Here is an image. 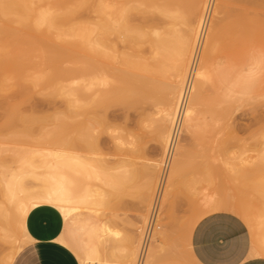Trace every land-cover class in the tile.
I'll list each match as a JSON object with an SVG mask.
<instances>
[{
	"label": "rangeland",
	"instance_id": "obj_1",
	"mask_svg": "<svg viewBox=\"0 0 264 264\" xmlns=\"http://www.w3.org/2000/svg\"><path fill=\"white\" fill-rule=\"evenodd\" d=\"M6 1L8 5L6 2L4 5L7 7L5 6L4 9L3 6L4 10H0V42L11 46V56L14 59L23 56L24 67L19 70L11 68L12 85L1 99L3 107L0 108V174L14 171L18 173V176H22V183L27 189L39 190L42 185L41 177L47 176L50 172L48 163L55 160L57 154L79 153L92 160L94 164L92 176L84 179L82 184L94 193H101L103 197L99 200L97 194L95 196L94 202L96 205H102V210L105 211L104 213L95 212V216L121 232L118 238L110 237L101 243L99 252L102 262L96 264H116L117 262L114 263V261L138 264L139 258L143 257L140 256L142 244L152 241L148 240L150 234L147 233V223L149 224L158 192L165 191L164 194L162 193L164 197L154 226L155 236L159 240L153 252L155 263L160 257L157 264H196L195 257L190 252L186 241L191 221L197 214L201 220L209 214L224 212L218 210L201 216L200 209L210 210V208L204 209V201L201 202L204 197L206 198L204 200L213 199L229 208L233 198L245 196L253 203L260 202L259 208L264 209L262 206L264 205V188L259 189L255 186L259 184L258 177L264 181V169L249 171L254 168L253 165L249 169L240 164L246 158L249 160L253 158V161L258 162V153L264 151V7L260 5L261 0L231 2L223 7L218 19L215 20L217 23L221 20L222 26L219 29L214 59L217 69L220 72L224 71L223 84L234 93L232 96H226L222 89L223 85L219 84L217 79L216 82L212 79L206 82L204 105H209L201 107L200 116L201 122H204L203 120L206 122L202 124V130L199 133L189 134L184 131L179 142V146H187L185 162L189 161V165L185 164V174L178 189L176 186L174 188L170 186V174L174 161L168 170L169 159L167 164L164 163L167 147L160 135L162 132L159 129V118L166 106L162 96L165 88L169 84L173 90L178 75H183L179 65L181 62L176 64V60L170 57L168 60L163 59L160 63L155 62V71L150 74V83L153 82L151 85L154 86L152 88L148 86L150 89L144 88L145 91L147 90L142 92L144 95L147 93L145 98L141 95L143 97H138L135 101L131 98L128 100L129 97L126 100L125 95L123 101L122 96L118 95L121 99L117 97L111 100L106 110L98 113L96 119L100 118L94 121L98 131L94 133L96 139H92V147L72 144L71 139L77 134L74 131L75 126L74 129L71 128L75 122L67 120L70 125L67 124L68 127L65 126V129L59 121V118H63L67 111V97L62 91L59 73L65 67H78L83 65V62H88L91 54L89 45L85 43L86 38L82 37L83 40L80 35H72V32L69 35V31L68 34L63 32L58 34L55 29L35 25L36 12L28 11L27 8L28 5L36 8L40 3L39 0ZM211 1L169 0L170 10L174 13V17L169 18V23L173 25L176 21L175 15L184 17L183 21L185 19L186 22L178 24V29H181L180 32L184 34L183 30L187 31V27L195 29L197 26L196 29H198L205 15L204 12L206 11L207 15L210 11L207 15L208 18L210 16V25L215 18V8L219 4V0ZM207 3H210V7L205 10ZM90 13L85 8L80 10L77 17L83 21L90 20L95 16L94 13ZM189 20L192 22L191 27L190 23L187 24ZM90 37L93 38L94 35ZM179 42L181 46V40ZM45 46L49 48L61 46L70 51L66 56L54 58L43 50ZM146 47L147 45H144V48H141L142 52L150 54L149 48ZM194 47L193 42L188 68L183 75L185 79L182 82L183 86L188 76ZM84 54L89 56L88 59L83 56ZM117 58L119 60V57ZM0 60H2L1 57ZM134 71L133 73L138 76L144 74L139 70ZM35 79H39L40 85L35 86L33 83ZM66 82L69 83V81H63L62 84H68ZM113 85L118 88L121 84L115 80ZM159 87L162 89L160 90ZM22 90L24 92L26 90L29 94L25 95ZM170 91L169 99L172 97V91ZM8 102L17 103L21 117L11 120L7 118ZM176 103L178 104V100ZM92 116L93 114H88V111L84 110L79 120H96ZM172 127L173 123L171 130ZM32 152L35 153L32 154ZM176 152L178 154L179 151ZM109 174H118L120 180L112 184L106 178ZM249 182L252 183L251 190L247 188ZM242 192L247 195H243ZM198 207L202 208L197 210ZM12 209L11 202L3 196L0 186V228L8 226ZM255 218L257 217H253V224L257 228L258 223H255ZM253 219L249 222L252 223ZM258 220L262 221L257 219V222ZM253 224L248 225L253 247L257 248H253L255 250L253 252L256 255L259 251L257 255L264 256V249H260L261 246L259 247V242L256 241L261 239L262 234L260 232L258 234ZM258 225L260 228L258 230L262 233L260 223ZM16 233L21 251L28 243V239L21 227H17ZM64 236L67 237L68 234ZM66 240V243L71 246L70 241L67 238ZM13 248L14 245L11 244H0V257L5 256ZM132 250L134 253L131 252ZM119 252L124 255L120 257ZM104 254L112 259L105 258ZM78 257L83 264L82 257L80 255Z\"/></svg>",
	"mask_w": 264,
	"mask_h": 264
},
{
	"label": "bare ground",
	"instance_id": "obj_2",
	"mask_svg": "<svg viewBox=\"0 0 264 264\" xmlns=\"http://www.w3.org/2000/svg\"><path fill=\"white\" fill-rule=\"evenodd\" d=\"M39 1L40 3L36 8H33L31 5H28L27 8L28 11L36 12V14L34 15L35 25L45 26L51 30L55 29L58 31V34L60 32L67 33L69 31V35H71L72 32V35H80L81 38L85 37V43L89 45L88 49L90 50L91 58L88 60V62L85 61L82 63L83 65H79L78 67H65L59 73L60 80H62L60 82L63 83V81H69V83L66 82L68 84L60 83L62 86V91L66 93L67 111L63 118H59V121L61 125H64V128L65 126L68 127L67 124L69 123L67 122V120L76 123H73V126L71 125V128L73 129L75 126L74 131L77 132L75 137L71 139V143L73 141L72 144L75 145L77 143L85 145L84 147L91 146L92 139H96L94 137V133L95 131H98V127H96V125L94 124V121L96 122L100 118L99 117L98 119H96L98 113L106 110L105 108L107 107L108 103L111 100L117 99L118 95L122 96V99L126 95L127 97H125L124 99L127 100V98L129 97L128 100L131 98V100L134 99V101L137 100L138 97L142 98L144 96L145 98V95H147V93H145V95L144 93L142 94L143 90L144 92H147V90L145 91L146 88H149L150 86V88H152V86H154L151 85V83L153 84V82L150 83V74H153L155 71V62L160 63L163 61V59L168 60L170 57V59L172 58L176 60V64L178 62H181L179 65L181 66V71H183L184 75V72H186L188 68L189 56L192 49V43L194 42L195 47L194 51L192 52L193 54L188 70V76L186 78L184 86L182 85L184 76L181 74L178 75L179 77L177 79V83L173 86L174 91L168 84V86L165 88V92H163L164 94L162 95L164 97L163 100H165L166 106L163 111H161L162 116L159 118V129L162 132L160 135L163 138L164 145L167 147L165 154V159L167 160L164 159V163L167 164L166 162L169 159L168 170L174 161L173 167L171 166L172 168L170 174V186L173 188L176 186L178 189L179 184L183 180L185 174V164L189 165V161L187 163L185 162V153L187 150V146H179V142L184 131L189 134L199 133L202 130V124L206 122L205 120H203L204 122H201L200 117L202 114L201 107L204 105V86L206 82L208 83L209 81H211V79L215 80L216 82L217 79L219 84L223 85L222 89L224 90V94L226 96H232V93H234L232 89L226 88L223 84L224 82L222 80V74H224V71L220 72L217 69L214 59V51L218 42L219 29L221 28L220 26H222L221 20H219L218 22L219 25L217 22H215V20L218 19V15L221 14L224 6L228 5L231 2L239 0H219V4L217 8H215V18L210 25V16L209 18L207 17L210 11L207 15L205 11V15L201 19L200 24L198 23L199 28L196 29L197 26L195 29H193V27L191 29L187 27V31L186 29H182L183 31H185V33L183 32L184 34H182V31L180 32L181 29H178L179 23L186 22L185 19L183 21L184 17L175 15L176 21L173 22V25L171 22V24L169 23V18L171 16L174 17V13L171 12L169 7V0ZM5 2L7 3L6 0H0V10L3 9V6L4 9L7 7L6 5H8V3L4 5ZM30 2H32V0H30ZM210 3H207V9L205 10L209 9ZM260 5L261 7H264V0H261ZM85 8H87V10L91 12L90 14L94 13V20H92L93 18H91L90 20L83 21L77 17L80 10ZM187 24H189L190 26L192 24L191 20L187 21ZM91 35H94V37L91 38ZM180 40L181 46L180 44H178L180 43ZM174 43L176 44L173 45ZM144 45H147L150 50V54L142 52L141 48H144ZM174 46L177 49H175ZM178 47L180 49H178ZM43 50L48 53L50 57L54 58H61L63 56H66L70 51L69 49L61 48V46L51 48H49V46H45ZM11 54V46L7 43L0 42V57L2 58V60H0V108L3 107V102L1 99L4 96V93L12 85L11 80L13 79V77L11 75V68L19 70L24 67L22 58L23 56H19V58L14 59ZM83 56L87 59L89 57L87 54H84ZM117 57H119V60ZM132 69L144 72V76L136 75L139 73H136L133 70L136 73L134 74L133 71H131ZM151 77L153 76L151 75ZM115 80L119 81L121 84L118 88L114 87L113 85ZM33 83L35 84V86L40 85L39 79L33 80ZM161 89L162 88H160V90ZM169 90L172 91H170L172 93V97H170V99L172 98L171 100L169 99ZM22 91L25 95L29 94V92H27L26 90L25 92L24 90ZM141 95L143 96L141 97ZM177 100L178 104L176 103ZM84 110L85 112L88 111V114H93L92 118H95L96 120L90 119L89 117V119L92 121H80L79 119L81 118V116H83ZM6 116L9 120L21 117L17 109L16 102H8L6 108ZM172 123L173 127L171 130L170 127ZM165 128L167 129L166 131L164 130ZM176 151H179L178 154ZM33 153L35 152H32V154ZM257 156V159H259L258 162H256L255 160L254 162L253 158L252 160L246 158L243 159L240 164L245 168L249 167V169L253 165L254 168H251V170L248 169L249 171H253L255 169L261 170V168L264 169V151L258 153ZM48 165L50 168V172L47 174V176L41 177L42 185L39 190L27 189L22 183V176H18V173H15L14 171H12L11 173L2 172L0 174V186L2 187L3 196L9 202H11L13 207L9 215L8 226L0 228V244L14 245V248L9 253L5 254V256L3 257H0V264H13L17 253L21 249V246L18 243L16 229L17 227H21V229L25 233L26 238L29 240V235L26 230L25 224L26 217L31 209L41 204H51L57 207L63 213L67 221L66 233L68 234L67 237L63 236V241L66 243L67 238L71 243L70 247L74 251L77 250L75 251L77 253L78 251L81 252H79L78 254L82 257L83 264H96L97 262L101 263L102 259L99 252V246L104 240L106 241L108 238L110 239V237L118 238L121 235V232L113 229L108 223L100 221L95 216V212H105L102 210V205H96V203L94 202L95 196L97 194L99 200L103 197L101 196V193H94L93 190H91L89 187H84L82 184V181L84 179H89L92 176L94 167L92 160L90 161L85 156L79 153H59L56 155V159L49 162ZM155 167H157V165H155ZM187 170H189V168ZM106 178L112 184H115L120 180L118 174H109ZM234 178H236L235 175ZM251 178H253V176H251ZM257 181L259 182V184L255 185L256 188H264V181H262V179L259 177ZM249 183L247 188L251 190L252 187L250 188V185L252 183ZM160 188L161 187H159V189ZM164 192H158V194L156 195L152 207V214L149 218L150 221H148L149 224L147 223V233L149 232L150 234V236L149 234H147L150 237L148 240L150 241L151 239L152 241L151 243H148L144 239V241L147 243L146 245V243L144 244L142 240L143 244L140 250V256L143 257L139 258L138 264H140V262H143L142 264L155 263L153 252L155 250L154 247L157 245V242H159V240L155 236L154 226L156 224L158 212L161 208L160 203L164 197ZM170 193L171 191L169 192V194ZM244 194L246 193H243V195ZM204 199L206 198L204 197ZM204 199L201 200V202L204 201V209L210 208V210L205 211L202 207H198L197 210L202 208L200 209L201 213L197 211L199 214H201V216L207 214L208 212L221 210L224 212L233 213L243 218L247 225H252L254 223L253 217H257L255 218V223H260V227L263 232L261 233V231L258 230L260 229L258 224L257 228L253 224L255 230L258 231V234L259 232L260 234H262L260 235L261 239L256 240L255 238V240L259 242L258 245L259 247L261 246L260 249H264V209L262 210L259 208L261 207V205L259 204L260 202L253 203L250 198L240 196L237 198H233L231 200L229 208H227L219 201L217 202L213 199ZM260 199L262 200L261 197ZM263 203L261 202V204ZM262 206L264 207V205ZM252 219L253 222L250 223ZM257 219H260L262 221L258 220L257 222ZM199 220L200 217H198L197 214L195 219H193V221H191L189 225L190 232L186 237V241L189 246L190 252L192 233ZM253 232L254 230L252 231V233ZM254 234L255 233H253V236ZM131 252L134 253V250H132ZM257 253L259 254V251L256 252V255ZM109 254L111 255V253ZM122 255L124 254H121L120 257ZM104 257L110 258L109 255L108 257L106 255ZM158 258L160 259V257ZM159 259H157V263L160 261ZM124 260L125 259L123 258V261ZM114 263L120 264L122 262L118 263V261H114Z\"/></svg>",
	"mask_w": 264,
	"mask_h": 264
},
{
	"label": "crops",
	"instance_id": "obj_3",
	"mask_svg": "<svg viewBox=\"0 0 264 264\" xmlns=\"http://www.w3.org/2000/svg\"><path fill=\"white\" fill-rule=\"evenodd\" d=\"M25 224L29 240L13 264H82L79 254L63 241L67 221L57 207H34ZM191 252L196 264H264V256L253 254L248 225L230 212H215L197 223Z\"/></svg>",
	"mask_w": 264,
	"mask_h": 264
}]
</instances>
